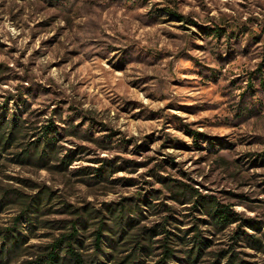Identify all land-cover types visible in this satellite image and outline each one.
I'll use <instances>...</instances> for the list:
<instances>
[{
	"label": "rangeland",
	"instance_id": "374dc122",
	"mask_svg": "<svg viewBox=\"0 0 264 264\" xmlns=\"http://www.w3.org/2000/svg\"><path fill=\"white\" fill-rule=\"evenodd\" d=\"M12 112L30 127L19 142L50 123L58 137L42 166L15 160L23 146L0 148V264L46 255L77 218L87 264H114L129 251L103 238L98 252L94 222L120 209L129 236L177 235L168 264H193L197 232L209 243L195 264L222 251L264 264L247 241L264 245V0H0V116ZM178 183L192 200L173 195ZM199 196L237 221L211 226ZM34 197L38 212L17 221ZM157 245L143 264L161 259Z\"/></svg>",
	"mask_w": 264,
	"mask_h": 264
},
{
	"label": "trees",
	"instance_id": "16d2710c",
	"mask_svg": "<svg viewBox=\"0 0 264 264\" xmlns=\"http://www.w3.org/2000/svg\"><path fill=\"white\" fill-rule=\"evenodd\" d=\"M178 18H180L181 20L183 19V17L181 16H178ZM24 123L26 122L22 120L21 117H19V114L17 112H12L10 117L7 119L0 116V148L6 151L12 146H14L15 148H17L18 146H23L24 148L21 149L20 153L15 155V160L22 164L27 163L35 166H42V164H45L48 161L50 157L49 155L55 148L58 137L56 127L52 123H50L49 125L40 127V129H34L38 130L37 132L33 133L34 136H36V140L22 143L19 142L21 138H25L26 136L30 135L25 134L30 129V127L25 126ZM192 134L194 137L198 135L195 132H193ZM69 152L70 153L68 155H65L62 159H60L59 165L53 167L54 169H64L71 165V163L73 162V154H71L72 151ZM96 176L98 178V176L100 175L96 174ZM167 186L168 188H170L176 198H184L185 200V196L190 195L187 187L179 183L177 185L169 184ZM194 196L195 195H190V200H192ZM35 198L36 197L31 199L28 204H23L24 209L21 212L20 216L17 217V221H19L23 215L38 212V207H36L38 202L35 200ZM138 202L139 205L137 204L136 208L142 211V209L140 208V203L145 205L147 204V201L140 199ZM193 209H200L201 212H203V215L208 216L212 220L211 226L218 229L226 228L231 223L237 221V216L231 211L229 207L221 205L213 198L205 200V198L199 196L194 201ZM28 218L35 219L36 216H29ZM111 221L113 223H110V225L102 218L94 222L95 230L93 233V242L98 252L102 250L101 246L103 243V238L105 239L107 245L114 251H129L120 260L114 262V264H143L140 258V253L146 255L149 254L152 251L151 245L153 244H158L157 248L160 250L159 256H161V259L157 261L156 264H168V261L177 252V249L174 248L176 244H173L174 241L172 239V237H176L177 235H174V233L167 229L166 227L168 226H162L160 234H163L164 236L162 239L155 241L151 240V236L155 234V232H157V227H154L152 229H142V232L137 236H129V233L127 232L125 227L130 228L133 221L130 218L124 216L122 209L118 211V213L113 217V220ZM86 223L87 221H85L83 218H77L76 221L71 223V231L61 234L48 247L49 251L46 253V255L35 260H30L24 264H87L83 255L73 246V243L78 241V225L80 226L81 224V226H84ZM249 226L257 228L252 224ZM10 232H13V230H6L4 233H1V237L5 241H7L10 235L13 237L12 234H9ZM238 235L239 233L236 232L235 236H237V238ZM116 238L118 239L116 240ZM125 238L127 240H125ZM190 239H192L191 243L193 244V247L189 251H187V254L188 258L191 260L190 263L195 264V261H197V259L201 256L203 248L208 245L209 241L202 237L199 232H197V234ZM247 241L253 249L264 250V245L261 244L259 239L248 235ZM129 245V249H126ZM61 254L63 256H61ZM221 256L225 258L227 257V261L225 264H248L244 260L238 259V256H235V254L227 255V252L225 253V251H222L218 254L219 258ZM219 258L218 261L213 264H219Z\"/></svg>",
	"mask_w": 264,
	"mask_h": 264
}]
</instances>
